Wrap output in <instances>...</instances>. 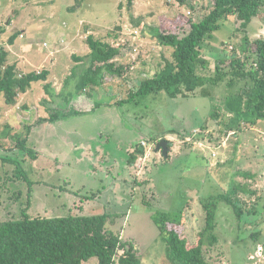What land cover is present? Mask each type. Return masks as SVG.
Instances as JSON below:
<instances>
[{
  "label": "rangeland",
  "instance_id": "374dc122",
  "mask_svg": "<svg viewBox=\"0 0 264 264\" xmlns=\"http://www.w3.org/2000/svg\"><path fill=\"white\" fill-rule=\"evenodd\" d=\"M192 3L193 9L180 5L179 0H135L133 8L128 0H0V27L5 30L0 34V49L10 53L9 61L17 62L20 74L50 68L49 55L57 59V69L70 72V65L73 67L76 62L73 56L90 52V34L114 45L129 40L118 62L131 64L125 77H114L113 82L97 88L99 92L109 88L113 92L91 98L93 105H109L93 106L90 110L89 104L75 102L76 74H65L54 81L49 77L48 81H35L14 105H8L0 94V220L21 216L26 206L33 217L83 215L84 211L117 214L120 216L115 217L112 229L135 245L141 264H171L155 214L162 211L172 218H181L186 222L184 233L195 243L206 226L203 201L229 190L238 181L256 194L241 191L246 211L242 218L233 206L219 202L214 231L218 240L212 246L206 238L205 252L219 264H264V121L256 125L244 122L242 131L228 130L227 124L235 115L227 108L236 86L230 88L226 81L209 85L211 96H203L201 89L188 97L174 98L164 90L136 94L133 98L130 95L138 90L144 77L165 66V58L173 59V48L154 37L160 29L161 16L175 18L186 13L198 18L209 11L214 1ZM119 26L124 34L117 41ZM188 26L177 33L186 34ZM238 26L234 17L222 21V27L205 43V56L214 62L226 50L241 53L247 33L236 32ZM128 28L140 30L136 41ZM248 32L252 38L264 36V6ZM134 43L139 47L137 51ZM229 63L230 60L223 66ZM202 74L214 75V65L202 70ZM66 76L71 77L65 80ZM55 81L59 85L62 81L64 87L59 96ZM123 98L130 101L123 102ZM51 108L66 114L65 117L56 123H40L42 118L49 117ZM75 109L86 111L77 114ZM216 110L218 117L214 115ZM29 127L32 129L27 134ZM54 128L67 131L64 137L70 150L65 152L66 157L62 156L60 169L56 154L47 152L54 143L48 132ZM141 134L151 143L144 154H136L138 159L132 164L124 154H134L136 147L131 149L127 143ZM26 135L28 147L37 152L36 158L17 146L16 136L23 139ZM194 135L197 136L193 142ZM162 138L176 144L167 159L157 157L155 146ZM16 161L34 180L31 189L26 179L14 176ZM117 161L114 179L119 177L121 183L115 180L110 184L113 178L101 180L96 176L101 174L98 169L107 171V165ZM122 166V170H117ZM69 180L72 185L66 183ZM70 187L80 188L86 196L100 187L102 192L103 187L111 188L108 197L113 200H102L97 208L84 210L75 201L76 191ZM84 188L87 192H83ZM254 206L256 212L248 213ZM83 264L100 263L92 257ZM115 264H121L118 258Z\"/></svg>",
  "mask_w": 264,
  "mask_h": 264
},
{
  "label": "trees",
  "instance_id": "16d2710c",
  "mask_svg": "<svg viewBox=\"0 0 264 264\" xmlns=\"http://www.w3.org/2000/svg\"><path fill=\"white\" fill-rule=\"evenodd\" d=\"M193 1L179 0V3L189 5L193 9ZM213 1L209 11L198 18L186 13H180L175 18L161 16L160 29L156 30L154 37L159 43L173 48V59L165 58V66H161L154 75L144 77L138 90L132 91L131 95L133 98L136 94L164 90L174 98L188 97L201 89L203 96H211L209 85L217 86L226 81L230 88L236 86L227 108L235 117L230 119L227 127L228 130L242 131L244 122L256 125L264 121V36L252 38L248 32L252 21L260 14L264 0ZM134 3L135 0H128L130 8H133ZM232 17L239 21L236 32L247 33L240 47L241 53L237 50L229 53L226 50L227 52L219 54L213 62L205 56V43L222 27V21ZM186 26L189 27L186 34L177 33ZM118 30L119 33L115 34L117 41L121 34H124L121 26ZM3 32L5 30L0 27V34ZM15 38L16 35L11 37L12 43ZM118 42L120 43L114 45L94 34L87 36L90 52L84 56H73L77 62H83L74 66L73 74L76 76H73L78 79L76 93L86 89L91 93L107 82H113L114 77L123 78L130 72L131 64L118 62L123 53L122 49L128 46L130 41ZM9 55L10 53L1 47L0 94L5 96L8 105H14L18 96L26 93L35 81H46L49 72L34 70L20 74L17 62H10ZM228 60L229 65L223 66ZM213 65L214 75L202 74V70ZM46 86L51 88L50 84ZM122 101H130V98H123ZM97 105L102 104L98 102L94 107ZM217 110L215 117L219 116ZM83 111L86 110L75 109L77 114ZM65 115L54 110L49 117L42 118L40 123H56ZM31 129L32 127H29L27 134ZM197 135H194L191 141ZM19 137L16 136L17 146L36 158L37 152L27 145L28 135L23 139ZM139 152L141 150L138 147L135 153L131 154V162L137 160L136 154ZM16 164L14 176L26 179L31 189L34 180L29 179L20 162L16 161ZM241 191L256 194L247 184L234 181L229 190L203 201L207 213L206 226L195 243L184 233L186 222L181 218H172L171 214L162 211L155 214L154 219L167 244V255L171 264H219L207 256L206 238L212 246L218 240L214 231L217 227L219 202L224 201L233 206L239 218L246 214ZM254 207L246 209L247 212L255 213L256 206ZM28 209V206L24 207L19 217L0 220V264H83L92 257H97L100 264H115L117 258L121 264H141L139 250L135 245L125 241L121 233L112 229L116 224L115 217L120 215L103 213L33 217L28 213Z\"/></svg>",
  "mask_w": 264,
  "mask_h": 264
},
{
  "label": "crops",
  "instance_id": "0c3cea01",
  "mask_svg": "<svg viewBox=\"0 0 264 264\" xmlns=\"http://www.w3.org/2000/svg\"><path fill=\"white\" fill-rule=\"evenodd\" d=\"M88 54V53H87ZM78 55H81V54H78ZM50 56V61L49 62H51L50 63V68H48V69H46L49 73H48V77H49V80H53L54 81V79H57L59 76H64L65 74L66 75H71V76H73L74 74H73V72H74V66L75 65H77V64H82L83 62H75V64L73 65V67H72V65H70L71 66V68H72V70L69 72L68 70L69 69H67V70H65V71H63V72H61L59 69H57L58 68V66H59V63L57 62V59L55 58L54 59V55H49ZM53 57V58H52ZM52 66V67H51ZM51 68H56V70L57 71H53L52 72V70H51ZM69 68V67H68ZM60 73H63L62 75H60ZM70 76V77H71ZM61 77V78H62ZM67 77H69V76H66L64 79L66 80V79H68ZM69 77V78H70ZM46 81H48V78H47V80ZM57 83V84H56ZM61 84L59 85V83H58V81L56 82L55 81V85H58V86H56L57 87V89H56V91H57V93H58V96L60 95V93L64 90V87H63V89H62V81L60 82ZM107 85V84H106ZM108 87H110V85L108 86ZM61 89H62V91H61ZM107 89H105L104 91L102 90V91H100L99 92V90L97 89H95L93 92H91V93H89V94H87V93H83V91L82 92H80V93H76V90H74L75 91V102H79V104H82V103H85V105L86 104H89V109L88 110H90L93 106H95V105H93L91 102V98H92V96H95V95H97V94H99V96H101L100 94H102V96H104V95H107L108 94V91L110 90V88H109V90H107ZM110 93L111 92H113V90L111 91H109ZM102 104H108L109 105V103H105V102H103ZM111 105V104H110ZM79 110V109H78ZM82 110H85V109H82ZM39 131V130H38ZM57 131H58V129L57 128H54L52 131L51 130H49V134L51 135V136H53V139H54V143H52V145H50V150L49 149H47V152H52V153H55L56 155V158L55 159H58V165L59 166H57V168L58 169H60L61 168V165H62V162L63 161H61V158H62V156H67V155H65V152L67 151V150H69L68 148H67V146H68V144H66V139H65V135L67 134V131L66 130H61L60 132L58 131V133H57ZM70 142V141H69ZM171 142V141H170ZM174 142H171V144H170V150H168V152H169V154H163L162 153V151H160V152H158L157 154H158V158H161V159H167V158H169V156H171V152L175 149L174 147H175V145L176 144H173ZM126 144V143H125ZM128 144V145H127ZM126 145L127 146H129V145H131V149H132V146H134L133 144H132V141L131 142H128ZM72 145L73 146H78V144H76V143H72ZM173 145H174V147H173ZM126 146V147H127ZM47 147H49V146H47ZM126 150V149H125ZM70 151V150H69ZM71 151L73 152L74 151V147L71 149ZM125 153H126V151H125ZM127 154V155H126ZM126 154H124V156H126V157H128V160H130L131 161V159H130V153L128 152V153H126ZM129 154V155H128ZM120 159H122V157H120V156H118ZM124 161H125V159H124ZM111 164V166L110 165H107V166H109V167H107V171H103V170H100V169H98L99 170V172L101 173L100 175H96L97 177H99L101 180H102V178H113L114 179V176L118 173V171H114V169H115V167H116V165L118 164V161L117 162H115V163H110ZM125 166V165H124ZM124 166H122V168H116L117 170H122L123 168H124ZM57 169V170H58ZM110 170H112V171H110ZM110 173H112V175H110ZM112 180V179H111ZM115 180L116 181H118L117 183H121V179H119V177H116V179H114L113 181H111V182H109L110 184H112V183H114L115 182ZM67 184H71L72 185V182H71V180H69V181H67L66 182ZM65 183V184H66ZM54 185V184H53ZM59 185H61V184H59ZM54 186H56V185H54ZM111 186H113V185H111ZM104 189H105V191L104 192H102L101 191V187L100 188H97V191H93V193H92V195H90L89 193V195L88 196H86V195H82V193H80V192H82V190L80 189V188H71L70 187V189H73L74 191H76V192H74L75 194H73L74 195V197H75V201L79 204V202H80V206L82 207V208H84V210H86V209H89V208H91V207H95V208H97L98 207V202H100V201H109V198L110 197H108V193L110 192V190H111V188L110 189H106V187H103ZM133 188V187H132ZM58 189H61V186H60V188H58ZM133 189H135V190H138V189H136V188H133ZM87 192V190L84 188L83 189V192ZM68 192V191H67ZM68 197V196H67ZM66 197V198H67ZM82 197H85V198H82ZM93 199H95L96 200V202H92L93 201ZM110 199H112L113 200V197L112 198H110ZM118 200H119V198H118V196H116V202L118 203ZM92 214H94V213H90V214H85V211H84V213H83V215H92ZM98 214H100V213H98ZM101 214H103V213H101ZM124 217H125V219L127 218V214H125L124 215Z\"/></svg>",
  "mask_w": 264,
  "mask_h": 264
},
{
  "label": "flooded vegetation",
  "instance_id": "af4514ba",
  "mask_svg": "<svg viewBox=\"0 0 264 264\" xmlns=\"http://www.w3.org/2000/svg\"><path fill=\"white\" fill-rule=\"evenodd\" d=\"M130 95H131V93H130ZM122 100V99H121ZM53 109L54 108H51L50 109V111H51V113L53 112ZM50 113V114H51ZM50 116V115H49ZM146 137L143 135V134H141L139 137H137V138H135L134 139V141L132 140V144L133 145H135V147H136V149L139 147V149L141 150V152H139V153H141V154H144V152L146 151V149L147 148H149V145H150V143L151 142H147V141H145L146 139H145ZM161 140H159V142H160ZM169 141V140H168ZM159 142L156 144V146H155V148H156V150H158L157 152H160V151H162V153L163 154H165L164 153V148H160V149H157V146H158V144H159ZM144 143H146V144H144ZM170 144H171V142L169 141V143H168V150H170L169 148H170ZM168 150H167V154H169V152H168ZM131 154V153H130ZM166 154V155H167ZM130 156V155H129ZM130 158H131V156H130ZM138 159V158H137ZM130 161V160H129ZM137 161V160H136ZM135 161V162H136ZM135 162H131L130 161V163H132V164H134Z\"/></svg>",
  "mask_w": 264,
  "mask_h": 264
},
{
  "label": "built area",
  "instance_id": "2783aa9c",
  "mask_svg": "<svg viewBox=\"0 0 264 264\" xmlns=\"http://www.w3.org/2000/svg\"><path fill=\"white\" fill-rule=\"evenodd\" d=\"M191 13V12H190ZM129 30H130V33H131V35H132V37L135 39V41L139 38V35H140V30L139 29H137V28H135V29H133V30H131V28H128ZM137 38V39H136ZM122 39V38H121ZM121 42H125L124 41V39H123V41H121ZM120 43V42H119ZM118 43V44H119ZM136 46V47H135ZM134 48H135V51H137L138 50V46L137 45H135V43H134ZM144 144H146V143H144Z\"/></svg>",
  "mask_w": 264,
  "mask_h": 264
},
{
  "label": "water",
  "instance_id": "95a60500",
  "mask_svg": "<svg viewBox=\"0 0 264 264\" xmlns=\"http://www.w3.org/2000/svg\"><path fill=\"white\" fill-rule=\"evenodd\" d=\"M168 143L169 141L166 138H162L157 146V149L164 148V153L167 154Z\"/></svg>",
  "mask_w": 264,
  "mask_h": 264
}]
</instances>
